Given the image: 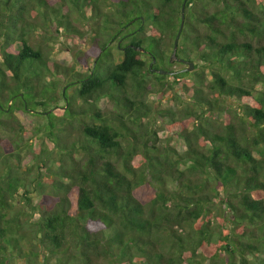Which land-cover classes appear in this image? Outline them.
<instances>
[{
    "label": "trees",
    "instance_id": "1",
    "mask_svg": "<svg viewBox=\"0 0 264 264\" xmlns=\"http://www.w3.org/2000/svg\"><path fill=\"white\" fill-rule=\"evenodd\" d=\"M56 35L88 49L52 61ZM19 261L264 264V0H0V264Z\"/></svg>",
    "mask_w": 264,
    "mask_h": 264
},
{
    "label": "rangeland",
    "instance_id": "2",
    "mask_svg": "<svg viewBox=\"0 0 264 264\" xmlns=\"http://www.w3.org/2000/svg\"><path fill=\"white\" fill-rule=\"evenodd\" d=\"M56 37V41L54 44L52 43H47V42H43L42 40H39L42 45H46L48 44L51 48L52 53L50 58L52 59V61H56L60 64H70L72 63V56L74 53V50L77 49H81L83 52H85L88 47L86 45V39H79V38H74V37H68V36H55ZM114 54H115V58L120 61L122 59L121 54L117 51L114 50ZM195 55H193L194 57ZM193 59V58H192ZM93 59H90V63L92 62ZM174 60V59H173ZM194 60V59H193ZM79 70L81 71L80 67H78ZM179 67L174 66L173 69H177ZM209 76H206V80H209ZM175 94H177V96L181 97V100L187 102V100L189 99V97L182 91V89L178 86H175ZM148 101L152 102V104H154V106L156 107V109H160L158 107V96L157 95H151L148 97ZM99 105L101 108H105V107H109V104L107 103L106 99H102L99 102ZM182 107V105L179 102H174L173 100L168 103V104H164L163 108L166 110H173L176 111L178 109H180ZM230 110L232 111H236V113L241 116V112H239L237 109V106L235 103H230L229 106ZM18 118L20 119V121L26 125L28 124V117L23 115V114H18L17 115ZM231 116H229V113H222L220 116H218V123L221 124L223 123L226 119H229ZM221 126V125H220ZM158 139H159V145L163 146V145H167L169 144L170 146H172L173 148H175L177 150L178 153H183L186 150V146L183 142L182 139H180L177 134H173L171 133L169 130H160L158 132ZM16 264H24L23 262L19 261Z\"/></svg>",
    "mask_w": 264,
    "mask_h": 264
},
{
    "label": "water",
    "instance_id": "3",
    "mask_svg": "<svg viewBox=\"0 0 264 264\" xmlns=\"http://www.w3.org/2000/svg\"><path fill=\"white\" fill-rule=\"evenodd\" d=\"M184 8H185V3L183 4L182 6V12H184ZM183 25H184V15L182 16V20H181V24H180V29H179V32L175 38V41H174V47H173V55H172V59H175L176 62H179L181 64H184L186 66H188V68H185L181 71V73H185V72H191L193 69H194V64L190 61H187V60H184V59H179L176 57V51H177V48H178V41H179V36L181 34V31L183 29ZM159 74H168L164 71H159L158 72ZM170 75H173L174 73H169Z\"/></svg>",
    "mask_w": 264,
    "mask_h": 264
},
{
    "label": "flooded vegetation",
    "instance_id": "4",
    "mask_svg": "<svg viewBox=\"0 0 264 264\" xmlns=\"http://www.w3.org/2000/svg\"><path fill=\"white\" fill-rule=\"evenodd\" d=\"M177 57V56H176ZM178 58V57H177ZM184 67H186V65H183Z\"/></svg>",
    "mask_w": 264,
    "mask_h": 264
}]
</instances>
